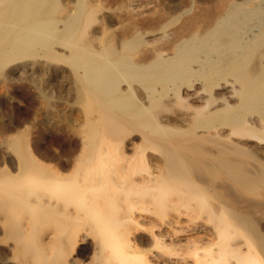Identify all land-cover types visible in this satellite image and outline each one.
Listing matches in <instances>:
<instances>
[{"label":"bare ground","instance_id":"obj_1","mask_svg":"<svg viewBox=\"0 0 264 264\" xmlns=\"http://www.w3.org/2000/svg\"><path fill=\"white\" fill-rule=\"evenodd\" d=\"M52 1L0 0L35 102L30 140L0 119V264H264V0Z\"/></svg>","mask_w":264,"mask_h":264},{"label":"rangeland","instance_id":"obj_2","mask_svg":"<svg viewBox=\"0 0 264 264\" xmlns=\"http://www.w3.org/2000/svg\"><path fill=\"white\" fill-rule=\"evenodd\" d=\"M88 1V0H87ZM117 1L119 2L120 0H102L101 1V4L103 5V6H114L116 3H117ZM168 1V0H167ZM171 1H179V0H171ZM182 1V3H201V4H208V3H212V2H215V1H217V0H181ZM62 1L61 0H53L52 1V5L53 6H56L55 8H54V10H53V13H52V15H53V17H55V16H57L58 17V15L60 16V15H62V13H63V10L61 9V6H62V3H61ZM122 16V15H121ZM119 18V17H118ZM120 19V18H119ZM181 20H179L178 22H180ZM122 25V23L121 24H119V25H117V26H115V28L116 27H118V26H121ZM123 25H126V24H123ZM115 28H113V29H115ZM3 77L1 76V74H0V97L2 98H0V105H1V112H2V115L0 114V119H2L3 121H8V119H16L18 116V119H20V120H22V125L20 126V127H18V129H22L23 128V126H24V130H23V134H25V136L27 137V139H29L30 140V138H32V136H33V133H34V119H33V109H34V106H35V102H34V98H33V95L31 94L32 92H30V91H23V90H21L20 91V89L19 88H17V86H14L13 84H6L7 85V87H6V85H5V82H3L4 80L2 79ZM3 81H2V80ZM2 84V85H1ZM5 86V87H4ZM8 87H10V88H8ZM12 87V88H11ZM3 88V89H2ZM17 88V89H16ZM8 89V90H7ZM10 89V90H9ZM14 89V90H13ZM4 91V93H2ZM14 91V92H13ZM16 91V92H15ZM6 92V93H5ZM20 92V93H19ZM22 93H23V95H24V97H23V95H22ZM12 95V97H13V101H8L7 100V97H6V95ZM2 95V96H1ZM18 95V96H17ZM21 95V96H20ZM18 98H17V97ZM6 97V98H5ZM5 98V99H4ZM17 99V100H16ZM30 99V100H29ZM4 100V101H3ZM16 100V101H15ZM33 100V101H32ZM3 104H2V103ZM15 102V103H14ZM17 102V103H16ZM34 103V104H33ZM15 105V106H14ZM34 105V106H33ZM3 106H5V107H3ZM10 109H8L7 107ZM13 107V108H12ZM2 108H4V110H2ZM6 109V110H5ZM7 109H8V111H7ZM30 110V111H29ZM32 110V111H31ZM14 111H16V112H14ZM0 112V113H1ZM8 113V114H3V113ZM13 112V113H12ZM17 112H19L18 114H17ZM32 112V113H31ZM9 114H10V116H9ZM13 114V115H12ZM18 116H17V115ZM5 115V116H4ZM14 115H16V116H14ZM4 116V117H3ZM22 116V117H21ZM8 117V118H7ZM11 117V118H10ZM16 117V118H15ZM32 117V118H31ZM6 119V120H5ZM26 119V120H25ZM33 128V129H32ZM15 130H11L10 131V133L11 132H14ZM2 132V133H1ZM0 139H2L1 137H3L4 136V134L5 133H3V131L1 130L0 131ZM9 133V132H8ZM32 133V134H31ZM29 136V137H28ZM153 224H151L150 226H148L147 227V232L149 233V231L151 230L150 228H152L153 226H152ZM155 229V228H154ZM153 229V230H154ZM155 231V230H154ZM87 242H84L83 244H81L80 246H79V251L76 253V254H74L75 256H74V258H76V257H78L77 259H81V260H89V255H90V250L88 251H86L85 249L87 248ZM183 248H184V246H182ZM182 247H179V248H181L182 249ZM175 248L176 247H174V246H172V247H166V248H157V247H153V248H151V250H153V251H159L161 254H163L165 257H168V256H175L176 254L178 255L179 253V255L178 256H180V255H182L183 253H182V251L184 250V255L183 256H181V257H189V250L188 249H183V250H181V249H177V250H179V251H181V252H179L178 253V251H175ZM148 249L149 250H147V251H145V254H147L146 255V257H148L149 259H151V257H150V253H151V250H150V248L148 247ZM166 249H168V250H166ZM89 252V253H88ZM150 252V253H149ZM166 252H169V253H166ZM173 254H172V253ZM182 253V254H181ZM170 254V255H169ZM175 254V255H174ZM152 255V254H151Z\"/></svg>","mask_w":264,"mask_h":264}]
</instances>
